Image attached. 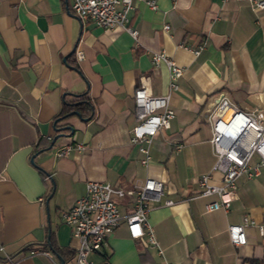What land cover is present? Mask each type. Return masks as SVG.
Returning <instances> with one entry per match:
<instances>
[{
	"label": "crops",
	"instance_id": "crops-1",
	"mask_svg": "<svg viewBox=\"0 0 264 264\" xmlns=\"http://www.w3.org/2000/svg\"><path fill=\"white\" fill-rule=\"evenodd\" d=\"M153 1L151 9L132 0L133 39L79 20L69 0H0V264H59L56 254L70 264L76 239L60 214L84 194L85 182L125 190L146 177L163 185L146 213L161 253L144 236L131 239L121 219L101 248L110 264H264V229L246 225L239 246L227 236V225L244 215L264 224V164L236 180L226 209L205 211L215 196H192L214 161L207 113L216 96L264 113V7L252 0ZM154 52L182 68L169 96L173 117L148 141L130 142L133 90H169L165 64L151 63ZM81 99L85 114L55 117L65 102ZM38 139L48 145L35 150ZM112 198L121 215L130 213V195ZM164 198L173 203L163 205Z\"/></svg>",
	"mask_w": 264,
	"mask_h": 264
},
{
	"label": "built area",
	"instance_id": "built-area-1",
	"mask_svg": "<svg viewBox=\"0 0 264 264\" xmlns=\"http://www.w3.org/2000/svg\"><path fill=\"white\" fill-rule=\"evenodd\" d=\"M151 8L156 7L153 0H144ZM255 8L264 7V0H252ZM69 10L79 20L90 21L94 25L126 31L133 39L136 30L127 24V12L132 8V0H69ZM167 25H163L166 29ZM201 41L193 53L203 47ZM81 57L80 51H76ZM151 63L157 65L163 62L168 73L169 90L165 94L151 95L143 88L137 87L132 92L133 113L135 123L131 127L130 142L148 141L159 129L166 128L173 117L169 104L170 92L177 89L175 79L181 75L182 68L174 64L162 52H154L150 56ZM209 125V143L214 161L210 171L196 178L197 190L192 195H214L215 199L204 203L205 211L226 209L236 197V180L244 175L251 178L258 173V167L264 164V113L260 109L242 110L232 104L221 93L212 103L207 113ZM70 145L59 148L55 154L61 156L67 153ZM143 157L140 163L146 164L149 155L145 148H140ZM253 156L256 160L251 163ZM132 197V210L121 215L113 196ZM163 195L162 182L155 178L146 177L139 183H134L128 189H121L104 181L87 180L85 192L74 203L60 214L62 221L71 228V235L76 239L73 258L70 264H110L107 256L101 252L105 245L107 234L124 219L127 234L131 239L145 237L161 253L151 229L146 221L149 202H159ZM163 205L173 203L171 199L161 200ZM254 225L262 233L264 224L256 223L244 215L241 222L227 225V236L233 246L245 243L244 227ZM48 251L30 250L29 254ZM97 254L98 259L91 258ZM9 260V258H7ZM174 264V263H167Z\"/></svg>",
	"mask_w": 264,
	"mask_h": 264
},
{
	"label": "trees",
	"instance_id": "trees-1",
	"mask_svg": "<svg viewBox=\"0 0 264 264\" xmlns=\"http://www.w3.org/2000/svg\"><path fill=\"white\" fill-rule=\"evenodd\" d=\"M71 109H75L77 112H79V114L83 115L86 113L88 106L86 104H84V101H82V99L80 100L79 103H76L75 101H71L68 103H64L62 105V107L60 108L59 112L55 115V117L61 116L65 113H67L68 111H70ZM48 145V141L45 139H38V141L36 142V144L34 145V149L38 150L39 148H44ZM50 248H53L52 246H49ZM56 250V249H55ZM58 253H60V251L56 250Z\"/></svg>",
	"mask_w": 264,
	"mask_h": 264
},
{
	"label": "water",
	"instance_id": "water-1",
	"mask_svg": "<svg viewBox=\"0 0 264 264\" xmlns=\"http://www.w3.org/2000/svg\"><path fill=\"white\" fill-rule=\"evenodd\" d=\"M72 52H73V49H71V50L67 53V55H69V54L72 53ZM70 114H75V115L79 116V113H78L76 110H70L67 114H65V116H66V115H70ZM66 127L69 129V132H71V127H70V126H66ZM60 134H62V133H58L57 135H53V136L51 137L48 147H50V146L52 145V143H53V141L55 140V138H56L58 135H60ZM50 195H51V193H49V194L46 196L45 204H44V205H45V208H47V200H48V198L50 197ZM56 257L58 258L59 264H62V259H61V257H60L58 254H56Z\"/></svg>",
	"mask_w": 264,
	"mask_h": 264
}]
</instances>
